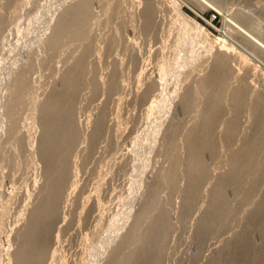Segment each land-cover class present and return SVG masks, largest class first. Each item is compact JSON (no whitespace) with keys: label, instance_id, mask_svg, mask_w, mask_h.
<instances>
[{"label":"rangeland","instance_id":"obj_1","mask_svg":"<svg viewBox=\"0 0 264 264\" xmlns=\"http://www.w3.org/2000/svg\"><path fill=\"white\" fill-rule=\"evenodd\" d=\"M79 1L0 0V264L31 240L28 264H264V53L236 31L264 42V0H90L84 34L52 39ZM56 94L74 134L51 165Z\"/></svg>","mask_w":264,"mask_h":264},{"label":"bare ground","instance_id":"obj_2","mask_svg":"<svg viewBox=\"0 0 264 264\" xmlns=\"http://www.w3.org/2000/svg\"><path fill=\"white\" fill-rule=\"evenodd\" d=\"M197 1V0H196ZM200 1L203 5L209 6V7H216L210 0H198ZM89 3L90 0H80L79 2L73 4L72 6H70L69 8H67L64 12V14L61 16L60 20L58 21V23L56 24L54 31L51 35L52 39H58L60 40V38L63 36V34H65L66 32L70 31V33H72V35L75 36H80L82 33L84 34V29H85V25L87 22V18L89 15ZM150 7V6H149ZM218 9V8H217ZM151 13L150 9H147L146 13H145V17H149ZM233 23V22H231ZM236 27V25H235ZM0 28L1 27V20H0ZM237 32L239 34H241L242 36H247L250 41L258 48L260 49L263 53H264V42L261 41L260 39L256 38V36H252L250 34V32H247L246 30H244L241 26L237 25L236 28ZM4 32V31H3ZM3 34V33H2ZM246 37V38H247ZM2 41V40H1ZM234 43V42H233ZM221 49V48H220ZM228 49V48H227ZM231 49V48H230ZM234 52V51H233ZM219 65V64H218ZM79 65L77 66L76 70L73 71L75 72L71 77V74L69 75V77H67L65 79V89L66 92H72V88L75 87L74 84H76V80L78 79L76 77L77 73L80 72L79 71ZM219 67V66H218ZM225 68V67H224ZM78 76V75H77ZM212 80V79H211ZM215 81V80H214ZM217 81V80H216ZM213 82L214 84L218 85V82ZM221 81V80H220ZM138 83V82H137ZM220 84V83H219ZM205 87V85H204ZM75 89V88H74ZM216 92V91H215ZM19 92H17L16 95H18ZM64 94V93H63ZM73 94V93H71ZM217 94V93H216ZM62 95V94H61ZM67 95V94H65ZM70 96V94H69ZM67 95V97H69ZM64 97L60 96V94H56L53 97L50 98V100L48 101V103H46L43 108V114L45 115L46 119H48V122L46 125H44V136L41 140V142L43 141L42 144V148H41V152L43 154V158H45V161H49L51 163V165L53 164L52 162L55 161L54 159L57 157H60V155L56 156V152L59 153L57 150L62 146L65 147L67 146L70 142V139H68V137L66 138V134L69 133L70 131V127H67V129L65 130V128H63L64 130L62 131V129L59 128V123H62V127L64 126L63 124L67 123L68 119H69V114L67 113H63L61 112V108H62V104L63 101H65V99L63 100ZM71 97H69L70 100ZM261 100L264 101V98H260ZM71 101V100H70ZM258 101V100H257ZM260 102V100H259ZM66 103V102H65ZM64 103V104H65ZM234 104H235V109L236 107H238V105L240 104V100L239 99H234ZM259 104V103H258ZM257 104V105H258ZM66 105V104H65ZM260 106V105H259ZM66 108V107H65ZM215 108V107H214ZM213 108V109H214ZM71 113V111H70ZM74 114V113H73ZM71 120V118H70ZM264 121V118H263ZM69 122V121H68ZM69 124H67L68 126ZM72 125V124H71ZM66 127V126H65ZM73 127V126H72ZM69 129V130H68ZM66 132V134H65ZM71 134H74L73 132L70 131ZM64 134V135H63ZM73 136V135H72ZM189 138V142L191 143L194 139L193 136L192 137H188ZM73 141V140H71ZM200 141V140H199ZM198 142V141H197ZM146 143V142H145ZM39 144V143H38ZM192 148L190 151V156H189V168L191 173L197 177L199 174L202 173V168H201V162L199 159V147L194 146V142H192ZM255 146L257 148H261L264 149V136L260 139H258L255 143ZM71 145V144H70ZM66 148V147H65ZM68 148V147H67ZM64 149V148H63ZM146 149V148H145ZM62 151V149H59ZM250 152V150H246L244 152H242L240 155L236 154L232 161H231V167H232V177L236 180L237 176L239 174V171L241 169V160L240 158L243 155H248V153ZM62 153V152H61ZM56 156V157H55ZM63 156V155H62ZM65 157V156H64ZM47 159V160H46ZM59 159V158H58ZM62 161V160H61ZM48 163V162H47ZM56 163V162H54ZM61 162L59 161V164ZM64 163V162H63ZM59 164H57L58 166H60ZM63 164H61L62 166ZM49 167V164L47 165ZM65 166V165H64ZM63 167V166H62ZM51 168V167H50ZM53 169V168H52ZM51 171V169H49ZM61 171V170H60ZM100 172V171H99ZM50 173V172H49ZM50 175V174H49ZM174 178V174L171 171L169 173V180H172ZM57 181V180H56ZM55 183V182H54ZM59 184V183H58ZM54 192V189L56 188L55 186L52 187ZM49 191V189H48ZM54 194V193H53ZM53 194L50 195L49 199L47 201H45V207L44 210L45 212L49 215L52 214L53 210H54V205H53V201L55 200L53 197ZM56 194V193H55ZM48 196V195H47ZM57 196V195H56ZM222 198V197H221ZM97 200V199H96ZM44 205V204H43ZM43 207V206H42ZM126 207V206H125ZM41 211V210H40ZM56 211V210H55ZM44 213V212H43ZM45 213V214H46ZM37 214V213H36ZM42 214V213H40ZM42 218V217H41ZM49 219H51V217H49ZM36 220V217H35ZM38 220V219H37ZM260 220V219H259ZM30 223V222H29ZM35 223V222H33ZM135 226L132 228V232L130 235V238L132 240H140L142 241V243L146 240H148L150 238L149 235H142L139 231H138V223L134 224ZM32 226V225H31ZM37 226V224H36ZM34 227V226H33ZM32 227V228H33ZM36 228V227H35ZM34 228V229H35ZM31 229V227L29 228ZM33 230V229H32ZM28 231V230H27ZM37 231V229L35 230ZM30 232V231H29ZM34 232V231H33ZM40 232V231H39ZM31 233V232H30ZM26 235V234H25ZM24 235V236H25ZM34 238V233L31 234L30 236H28L30 239ZM37 236V235H36ZM40 236V235H39ZM27 237V238H28ZM26 239V238H25ZM36 240V239H35ZM129 240V239H128ZM27 241V239H26ZM32 242V240H31ZM31 242H26L27 244H24L23 247L21 248V250L19 251V260H20V264H28L29 261L35 257L37 255V252L35 251V248H33V246L29 245V243ZM37 242V241H36ZM44 242V240H43ZM42 242V243H43ZM23 244V243H22ZM36 244V243H35ZM44 245V244H42ZM35 246V245H34ZM42 248V247H41ZM146 249V248H145ZM16 256V255H15ZM136 260V259H135ZM134 262V259H132L131 257L127 258L126 260L122 261L121 264H132Z\"/></svg>","mask_w":264,"mask_h":264}]
</instances>
